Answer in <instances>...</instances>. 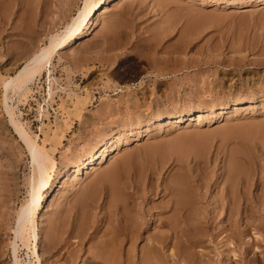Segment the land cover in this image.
<instances>
[{
  "label": "rangeland",
  "instance_id": "1",
  "mask_svg": "<svg viewBox=\"0 0 264 264\" xmlns=\"http://www.w3.org/2000/svg\"><path fill=\"white\" fill-rule=\"evenodd\" d=\"M83 2L0 0V264H13L10 245L17 214L38 183L36 166L8 124L2 82L47 42L48 35L66 25ZM212 2L126 0L116 6L108 2L107 11L98 12L93 31L81 44L54 59L52 97L47 96L44 72L19 103L20 120L58 167L74 164L115 130L118 138L130 140L114 146L96 171L79 173L77 182L69 169L43 189L37 221L44 264L100 263L105 238L127 218L112 213L110 183L124 194L131 190L126 187L136 184L141 194L145 183L151 181L155 187L158 182L161 189L173 180L184 181L192 204V216L186 219L190 233H181L177 227L174 243L193 236V231L203 232L205 241L189 248L195 256L187 262L163 257L160 264H264V0H236L232 5ZM160 68L169 76L155 77L161 74ZM13 99L17 105L18 96ZM235 100L246 104L233 109L230 105ZM224 107L227 113L211 122V111ZM202 108L200 121L192 116L176 126L166 120ZM155 115L162 120L149 131L140 128L132 133L129 125L142 127ZM231 167L236 168L232 183L238 202L233 222L227 219L232 200V204L228 197L224 200L226 191L231 193L227 180ZM50 168L48 174L54 176L56 167ZM111 172H115L114 185L107 179ZM152 187V201L135 195L131 205L158 204L162 193L153 194ZM170 213L160 219L176 221ZM143 216L139 219L151 224L149 231H143L138 250L150 231L154 235L169 232L159 221L155 224L146 213ZM211 237L214 241L206 240ZM230 242L237 243L236 261L228 259ZM176 243L168 247L178 251L175 255L182 254ZM246 248L249 251L244 253ZM23 249L20 256L27 261L28 250Z\"/></svg>",
  "mask_w": 264,
  "mask_h": 264
},
{
  "label": "bare ground",
  "instance_id": "2",
  "mask_svg": "<svg viewBox=\"0 0 264 264\" xmlns=\"http://www.w3.org/2000/svg\"><path fill=\"white\" fill-rule=\"evenodd\" d=\"M83 1L84 2L82 3V8H80L77 11L76 15L73 16L72 18H70L71 20H69V22L66 23V25H63V27L60 28L55 33H51V34L49 33L50 35H48V39L46 38L47 42L42 44L41 46H39L37 48V50L35 52H33L24 61V63L16 70V72L12 76L4 79L2 82L3 108H4V111L7 115V117H8V124L11 126V128H13L15 134L23 142V144L25 145V147L27 149V153L30 156L31 162L36 166L35 167L36 168V174H37L36 179L38 182L37 186H35V188L33 189V193L30 196V199L27 200L26 203L22 205V207L20 208V210L18 211V214H17V219H16V223H15L16 225L13 229V235L14 236H13V240H12L11 245H10L11 250H12V254H13V264H44L43 260L41 258V254L39 253L40 231H39V224H38L37 218H38V213H39V210L41 207V203L44 201L43 189L51 183V179L59 178V177L63 176L67 170L71 169L73 171V174H74L73 180H74V182H77L79 173H81L83 170H85V174L87 175V174H90L91 172L96 171L99 164L103 163L104 160L107 161V159L109 158V156L111 154L110 151L112 150V148L114 146L120 147L121 145L123 146V144H126L128 141H130L128 138H121L120 137L121 135H119L120 138H118L116 136V134L118 135L119 131L115 130V131L109 133L108 136L105 138V140H103L101 143L99 142L100 143L99 145H96L92 150L88 151L83 157L81 156V158H79L76 162H74L72 160L74 162V164L67 162V163L62 164L61 166L58 167V166H56V161L46 151L45 146L41 145L37 141V138L31 136L30 132L28 131L27 126L20 120L19 115L17 114L19 103H21L22 99L27 98L29 96L30 92L32 91V88H31L32 85L36 81L41 79L44 72L47 73V81L49 82V88H48L47 96L49 97V99L52 97L53 92L51 89V83L53 84V82L55 80L54 77H52V67H53L54 59L56 57H59V55L63 52V50L79 44L81 39L84 38V36L90 34L93 31V27H94V25H96V20L99 19V18H96L99 11H100V14L105 13L108 9L107 5H109L110 3H113V6H116L121 1L124 2L126 0H83ZM212 1L217 3V4L226 3L227 5H232V4L236 3V0H212ZM108 2H110V3L108 4ZM222 5H224V4H222ZM161 60H163V59H161ZM159 62L161 63V61H159ZM163 64H165V63H163ZM160 69L162 71L161 74H159L157 72L159 75H156L155 77H162L164 79L167 75L169 76V72H167V70L164 71V70H162V68H160ZM162 78H161V80H162ZM10 94H12V96ZM14 95L18 96V102L16 103L17 105L14 104V99H13ZM250 100H252V99H250ZM244 103L246 104V102H244V101L242 102L239 100H235V101H232L230 106L233 107V109H237V107L244 105ZM227 108H228V106H227ZM203 109H205V108H202V109L196 111L195 113H190V111H186L184 113V115H180V116H174V117H170V116L168 117L167 116L166 120H169L170 123H173V125H176V126H179L180 123L184 124V123L188 122L192 118V116H195L197 121H200L202 119L204 113H205ZM44 111H45V109H44ZM226 111H227L226 107H224L222 109L220 108V109L211 111L210 121L214 122L217 118L220 117V115L227 113ZM161 120H162L161 115H155V116H151V117L147 118L146 124L143 125L142 127L139 124L135 123V124L129 125V128L131 129L132 133H134V131H136L140 128H142V130L145 128V131H149L150 128L155 124V122H158ZM70 164H71V166H70ZM50 166L56 167L55 172L53 174L54 176L48 174V169L50 168ZM235 173H236V168L231 167L229 169L228 176H227L228 177L227 180L229 182V188L231 189V191H230L231 193L226 191V193L224 194V200L226 199V197H228L230 200L228 202H230V204L233 203L232 204L233 206L231 205L232 207L231 206L229 207V213H227V214H229V218H227V219H229L228 221H230V220L232 221V219L234 217H236L235 216L236 210H237L236 207H238L237 206V204H238L237 195L234 191L235 186L232 183L234 181L235 176H236ZM114 174H115V172L109 173L107 179H109V180L111 179V182H112V180H113V182H115L114 181L115 178H113ZM155 178H157V177H155ZM71 179H72V177H71ZM145 179L146 178H144V180ZM132 181H133V179H132ZM138 181H137V183H138ZM148 181H149V179H148ZM113 182H112V184L114 185L115 183H113ZM134 182H135V180H134ZM142 182L143 181L141 180V183ZM156 183H157V185L154 184L155 187L154 186L152 187L151 181L147 185H146V183L143 184V185H145V187L143 190L140 191L141 194L138 192L140 189L135 190V188H137V187H135V186H137L136 184L132 185V183H131L128 187H126V188H128L127 190H129V189H131V190H129V193L124 194L122 189L119 186H112L110 183V186H111L110 187V189H111V195H110L111 205H113V206H111V210H112V207L114 208L112 211V213H114L113 215L115 217H127V218L128 217H133V218L135 217V218L134 219L132 218L133 219L132 221L127 220V218H126L122 223H119L116 226L115 230L113 231V234L108 236V239L105 238L106 240L104 241L103 245H104V247H106V249L101 247V248L105 249L104 252H102L103 259H101L102 257H100L101 256V252H100L99 253L100 256H98V258H100L102 262L101 261H100V263L97 262V264H160L163 260V257H165V259H167L169 261L172 258V259H175L176 261L179 260V262H185L187 259L189 260L188 257L191 258L192 256L193 257L195 256V254L192 253V251H190L189 248L195 247L198 244V242H200V241L203 242L202 240L205 239V237L203 239L204 235L201 236V234L203 232L200 233L198 231L200 233V235H199V233L194 234V232H196V231H193V234H192L193 236H191V237H193L195 239V241L191 237H187V236L185 237L184 236L186 238L185 240L181 239L180 242H178L179 244H177L175 242L179 246V248L181 249L180 252L182 254L175 255L178 251H175V253H173L172 250H170V247H171L170 243L173 242V244H175L173 239H175V233L178 230L177 227L180 229L181 233L185 232V234H186V232L190 233V230H191V228L189 229V227H188L189 231H187V229H186V227L188 226L187 222L189 221L187 219V217L192 216L191 215L192 214L191 213L192 207H190L192 204H190L188 188H187L186 184L184 183V181L173 180L172 182L164 184V186L160 189V185H158L159 183L158 182H156ZM126 186H127V184H126ZM139 187H140V185H139ZM151 187L154 188L153 194L158 195V194L162 193V195L160 196L162 198V200H164L167 196L169 197L168 200H166L165 202H163L161 200L158 204H155V205L149 204L150 206L148 205L149 206L148 208H143L141 204H140V206H138V208L135 207L134 204L131 205L132 202L135 203V201H133L135 199L134 198L135 195H136L135 197L141 198L142 200L150 199V201H152L153 198L151 197V190H150ZM226 187H228V186H226ZM230 189H227V190H230ZM147 195H149V196L147 197ZM227 195H229V196H227ZM198 200H201V199H198ZM231 200H232V203H231ZM142 202H144V201H142ZM142 204H144V203H142ZM196 205H197V203L195 204V206ZM96 206H98V205H96ZM156 208H160V209H156ZM196 208H197V206H196ZM198 208L200 209V207H198ZM133 209H136V211H135L136 213L134 215L131 213V210L133 211ZM154 209H155V211H154ZM168 212H171L170 214H172L169 217H177L178 221L177 220L172 221L170 218H167V220H164V221L160 219V217H163V215L165 213H168ZM201 212H202V209H201ZM201 212H200V214H201ZM144 213H146V216L148 215V217H150L149 221L153 220L152 222L155 224L158 223L157 221H159V225L167 227L169 232H161L162 235H157L160 233L159 232V233H155V235H154L152 233V231H150L151 232L150 236L145 239L146 243L144 244V246L142 248H139V250H138V244L140 243V241L144 240L143 231H149L148 228H149V225L151 224V223L149 224L148 221L146 222V220L141 221L139 219L140 217H145V216H143ZM151 217H153V218H151ZM157 217H159V218H157ZM201 217H202V215H201ZM186 219L188 221H186ZM197 221L200 222V220H197ZM234 222H235L234 225L236 226L237 222L236 221H234ZM52 225H53V223H52ZM193 229H196V227ZM111 231H112V229H111ZM155 232H156V230H155ZM207 233H209V232H206L205 234L207 235ZM233 233H234V231H233ZM233 233H232V235H233ZM234 234H236V233H234ZM240 234H242V233H240ZM232 235H230V236H232ZM208 236H210V235H208ZM237 236H239V235H237ZM212 237L209 239L206 238V240H209V242H212V239H213ZM232 238H233V236H232ZM214 239H213V241H214ZM230 243H232L234 246L233 245L231 246V244L229 245L228 253L230 254L229 256H231V257L228 258L227 254L225 253L227 256L226 258H228L230 260H232V258H233V260L236 261L235 258H237V256H238V255L236 256V252H235L237 243H234V242H230ZM125 244H127V246H128V244H130V245H129V248H127L128 250L124 248L126 250L125 251L126 255L123 257L122 256V254H124L123 253V251H124L123 247H126ZM239 244H241V242ZM251 244H252V242H251ZM168 245L170 247H168ZM116 246H118V249ZM239 246L240 245H238V247ZM241 246H240V248H241ZM247 246H249V245H247ZM110 247H113V249H115L114 251H116V249H117V251L115 253H113L114 251L111 252ZM114 247H116V248H114ZM175 247H176V245H175ZM23 248H25V249L27 248V250H28V253H26L27 255H25V256H28L27 261L22 259L20 256V251ZM101 248H100V250H101ZM249 248H250V246H249ZM249 248H246L244 253L248 252ZM255 250H256V248H255ZM108 251H110V252H108ZM94 259H97V258L94 257ZM51 264H54V263H51Z\"/></svg>",
  "mask_w": 264,
  "mask_h": 264
}]
</instances>
